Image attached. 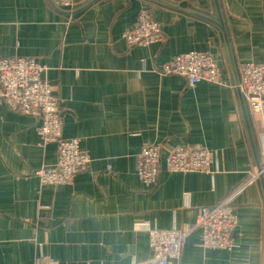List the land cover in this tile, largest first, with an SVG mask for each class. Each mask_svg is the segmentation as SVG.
<instances>
[{"label":"crops","instance_id":"0c3cea01","mask_svg":"<svg viewBox=\"0 0 264 264\" xmlns=\"http://www.w3.org/2000/svg\"><path fill=\"white\" fill-rule=\"evenodd\" d=\"M0 0V59L37 57L58 98L62 135L79 138L90 162L67 186H42L55 164L40 121L0 105V264H149L148 229L186 228L230 196L231 250H202L192 233L172 264H264V117L238 92L244 63L264 64V0ZM147 9L163 40L128 47L123 35ZM210 55L222 85L189 88L159 67L174 56ZM230 56V57H229ZM160 151L156 183L136 160ZM179 147L212 151L211 173L165 170Z\"/></svg>","mask_w":264,"mask_h":264},{"label":"built area","instance_id":"2783aa9c","mask_svg":"<svg viewBox=\"0 0 264 264\" xmlns=\"http://www.w3.org/2000/svg\"><path fill=\"white\" fill-rule=\"evenodd\" d=\"M173 2L176 0H163ZM179 1V0H178ZM54 7L70 10L72 0H53ZM128 47H146L159 44L162 32L147 9L139 11L135 26L123 35ZM165 75L182 77L189 88L200 84L222 85L223 77L215 60L206 53L188 51L160 64ZM47 69L37 57L11 56L0 59V105L12 112L37 118L41 145H54L55 164L35 172L42 186L58 188L70 185L74 177L87 169L90 159L81 150L79 138H66L58 108V98L46 79ZM238 92L248 109L264 117V64L247 62L240 68ZM212 151L206 148L179 147L166 156L165 170L169 173H211ZM160 151L153 144L141 148L136 160V174L144 186H152L159 175ZM264 175V167L256 174ZM233 196L220 204L203 208L195 222L186 228H149V264H172L180 257L182 246L194 232L199 234L197 247L202 250H226L234 246L236 227ZM34 264H56L48 255H40Z\"/></svg>","mask_w":264,"mask_h":264},{"label":"trees","instance_id":"16d2710c","mask_svg":"<svg viewBox=\"0 0 264 264\" xmlns=\"http://www.w3.org/2000/svg\"><path fill=\"white\" fill-rule=\"evenodd\" d=\"M48 2H49V4L51 5V7L53 8V9H56V10H58L59 8H56V7H54L52 4H53V0H47ZM62 10V9H61Z\"/></svg>","mask_w":264,"mask_h":264},{"label":"water","instance_id":"95a60500","mask_svg":"<svg viewBox=\"0 0 264 264\" xmlns=\"http://www.w3.org/2000/svg\"><path fill=\"white\" fill-rule=\"evenodd\" d=\"M230 57V56H229ZM257 170L258 172H260L261 168L257 165Z\"/></svg>","mask_w":264,"mask_h":264},{"label":"rangeland","instance_id":"374dc122","mask_svg":"<svg viewBox=\"0 0 264 264\" xmlns=\"http://www.w3.org/2000/svg\"><path fill=\"white\" fill-rule=\"evenodd\" d=\"M244 102H245V101H244ZM87 168H88V167H87ZM86 170H87V169H86ZM86 170H85V171H86ZM83 172H84V171H83ZM80 173H81V172H80ZM78 174H79V173H78Z\"/></svg>","mask_w":264,"mask_h":264}]
</instances>
